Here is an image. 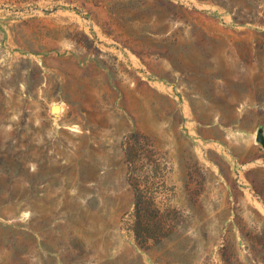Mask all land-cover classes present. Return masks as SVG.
<instances>
[{"label": "rangeland", "instance_id": "374dc122", "mask_svg": "<svg viewBox=\"0 0 264 264\" xmlns=\"http://www.w3.org/2000/svg\"><path fill=\"white\" fill-rule=\"evenodd\" d=\"M260 128L264 0H0V264H264Z\"/></svg>", "mask_w": 264, "mask_h": 264}, {"label": "crops", "instance_id": "0c3cea01", "mask_svg": "<svg viewBox=\"0 0 264 264\" xmlns=\"http://www.w3.org/2000/svg\"><path fill=\"white\" fill-rule=\"evenodd\" d=\"M254 145H257L256 144V142H254ZM224 149V153L225 154H227V152H228V154H229V158H232V159H234V162L235 161H237L238 159H239V156H237V155H233V157H231V153H232V150H231V148H223ZM233 162V163H234ZM255 163V161H250V162H241V166H242V168L243 169H245V170H248V169H251V168H254V167H257V168H264V164H262V165H259L258 163H256V164H254ZM255 190V189H254ZM244 195V197L246 198V199H248V200H255V202H256V209L257 210H262V211H264V191H262V192H260L259 190H257L256 189V191L254 192V194L253 193H244L243 194Z\"/></svg>", "mask_w": 264, "mask_h": 264}, {"label": "water", "instance_id": "95a60500", "mask_svg": "<svg viewBox=\"0 0 264 264\" xmlns=\"http://www.w3.org/2000/svg\"><path fill=\"white\" fill-rule=\"evenodd\" d=\"M52 112L57 115L60 111H61V107L58 105H55L52 107ZM255 140L258 144H260L263 148H264V130L263 128H260L257 133H256V137Z\"/></svg>", "mask_w": 264, "mask_h": 264}]
</instances>
